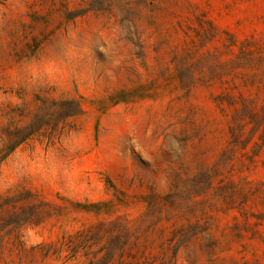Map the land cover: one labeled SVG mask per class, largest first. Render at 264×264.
I'll return each mask as SVG.
<instances>
[{"label": "rangeland", "instance_id": "rangeland-1", "mask_svg": "<svg viewBox=\"0 0 264 264\" xmlns=\"http://www.w3.org/2000/svg\"><path fill=\"white\" fill-rule=\"evenodd\" d=\"M0 264H264V0H0Z\"/></svg>", "mask_w": 264, "mask_h": 264}]
</instances>
